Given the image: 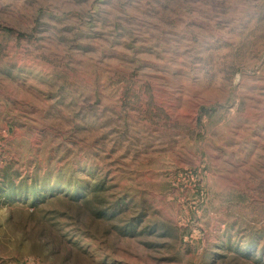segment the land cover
Wrapping results in <instances>:
<instances>
[{
  "label": "rangeland",
  "instance_id": "obj_1",
  "mask_svg": "<svg viewBox=\"0 0 264 264\" xmlns=\"http://www.w3.org/2000/svg\"><path fill=\"white\" fill-rule=\"evenodd\" d=\"M0 264H264V0H0Z\"/></svg>",
  "mask_w": 264,
  "mask_h": 264
}]
</instances>
